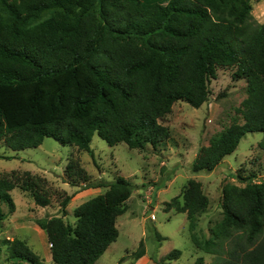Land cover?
<instances>
[{"label":"trees","instance_id":"obj_1","mask_svg":"<svg viewBox=\"0 0 264 264\" xmlns=\"http://www.w3.org/2000/svg\"><path fill=\"white\" fill-rule=\"evenodd\" d=\"M252 11L250 0H0V141L21 152L51 138L94 158L97 134L110 147L157 150L171 140L160 121L174 105L201 108L218 70L234 68L233 78L247 83L241 118L200 149L192 171L213 172L249 133L263 134L264 153V23ZM65 177L84 190H108L76 208L75 225L58 217L36 224L54 264H95L119 238L117 219L134 186L124 177L92 183L75 158ZM257 177L238 176L245 187L223 188L224 218L208 240L194 233L210 203L202 183L189 181L183 203L174 198L166 209L187 214L193 244L220 255L216 264H264V179L256 184ZM18 180L0 176V229L7 218L2 204L15 211ZM21 182L37 205H50L42 178L27 172ZM70 199L62 202L64 214ZM3 248L11 264H44L22 240L0 242V259ZM180 254L174 250L165 260ZM145 255L142 243L134 260Z\"/></svg>","mask_w":264,"mask_h":264},{"label":"rangeland","instance_id":"obj_2","mask_svg":"<svg viewBox=\"0 0 264 264\" xmlns=\"http://www.w3.org/2000/svg\"><path fill=\"white\" fill-rule=\"evenodd\" d=\"M252 15L258 23H264V0H250ZM234 68H220L218 77L211 81L209 101L201 108L186 102H177L172 113L160 123L171 131V140L153 150L130 149L126 144L110 147L97 134L91 149L94 158L74 146H63L46 138L38 148L13 152L0 141V155L11 159H0V176L19 179L11 192L15 211L10 213L7 205L2 209L7 215L0 229V242L19 239L27 243L44 264H54L47 234L39 228L36 220L58 217L75 225V210L89 200L106 193L108 188L86 189L67 183L65 170L71 158L78 159L91 177L92 183L114 182L117 177L128 179L134 186L127 202V212L117 219L119 238L95 264H195L203 258V264H216L220 255L205 253L191 239L186 213L167 210L166 203L180 197L191 180L202 183L209 205L197 215L194 233L200 240L213 237V229L223 221L222 191L226 185L245 187L238 176L257 175L256 184L264 179V153L259 147L262 133H249L238 149L226 157L213 172L194 173L192 165L200 149L208 147L210 140L230 127L237 110L247 98L245 80H235ZM240 124L243 120H238ZM30 172L42 178L40 183L50 198V205L36 204L32 194L20 188L21 179ZM71 197L67 212H62V202ZM156 231L165 240L158 241ZM262 242L258 239L257 245ZM144 243L145 257L134 260L135 253ZM174 250L181 251L178 259L166 261ZM5 249L1 264L6 261ZM27 264V263H24Z\"/></svg>","mask_w":264,"mask_h":264}]
</instances>
